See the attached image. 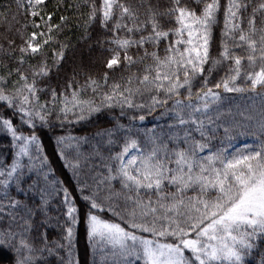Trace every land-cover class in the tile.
Here are the masks:
<instances>
[{
    "label": "snow or ice",
    "instance_id": "1",
    "mask_svg": "<svg viewBox=\"0 0 264 264\" xmlns=\"http://www.w3.org/2000/svg\"><path fill=\"white\" fill-rule=\"evenodd\" d=\"M21 10L45 30L15 27ZM68 11L88 39L102 30L97 43L111 54L102 72L83 60L65 66L69 45L58 37L73 18L52 21ZM0 29V250L13 264L52 255L73 264L81 222L112 264H264V115L255 134L218 123L222 92L264 98V0H56L52 11L46 0H10ZM133 65L141 67L109 82ZM116 108L109 126L72 135L69 126ZM150 115L164 123L144 127ZM238 129L255 140L236 145ZM48 133L87 204L82 218L44 151ZM54 200L63 220L50 214ZM53 226L59 237L49 239Z\"/></svg>",
    "mask_w": 264,
    "mask_h": 264
},
{
    "label": "trees",
    "instance_id": "2",
    "mask_svg": "<svg viewBox=\"0 0 264 264\" xmlns=\"http://www.w3.org/2000/svg\"><path fill=\"white\" fill-rule=\"evenodd\" d=\"M10 2V0H0V4H6ZM26 2V0H25ZM56 0H46V10L52 11L53 6ZM67 2V0H66ZM99 3V0H97ZM153 4L157 3V0H151ZM161 5H167L170 3V0H159ZM187 2V0H185ZM12 11L16 12L15 3L12 4ZM71 15L73 18V25L70 30L65 29L64 33L58 37L60 42L67 43L69 45L66 51V62L65 66L73 61L79 62L83 60L85 65L91 66L95 73L102 72L103 70V62L105 58H110V53L106 51L107 45L97 43V38L102 36V30L96 26L93 29L89 30L91 39H88L84 29L75 27V15L71 11L68 12H60L53 17V23H59V15ZM17 20H19L18 24H15V27L21 28L22 25L27 24L28 27L26 29V33L30 34L32 31L36 30H45L43 28V24L41 23V29H33L31 27V22L36 20L39 22V17H31L29 15L23 14L21 10V14L17 15ZM2 30V29H0ZM24 30V29H22ZM39 38V37H38ZM215 38L217 43L214 45V50H218V41H219V28L215 30ZM58 47V45H55ZM151 50V49H150ZM45 51L49 52V56H51L50 49H45ZM130 54L135 56L137 54L136 49H131ZM160 55L163 56V45L161 46ZM95 62L94 64L91 62ZM140 65H133L131 69H120L117 72L110 73V83L112 82V78L119 79L120 76H128L131 73L137 72L140 68ZM219 78V77H217ZM223 99L219 103V110L223 113L220 121L218 123H231L234 120L239 121L245 124H250L251 127L247 129L248 132L255 134L257 129L255 127L256 121H258L262 115H264V98L256 95L253 92H245V93H223ZM217 106L213 105L215 109ZM241 113L243 115H241ZM119 114V108H116L109 113L107 110L94 116L91 120L69 126V129L72 135L83 136L85 134L91 135L98 128L109 126V117L110 115ZM210 115H215V112L209 113ZM247 117H251V120H247ZM127 123V121H123ZM164 123V121H156L153 116H148L145 121L144 127H151L154 123ZM240 131H244V129H238L236 133V140L240 145L241 141L246 140V143H252L255 140V135H239ZM57 134H60L59 131ZM219 135H223V129L220 130ZM97 140L92 141V143H97ZM44 143V151L47 153L51 167L55 170L56 175L64 181L65 185L69 188L70 192H72L73 196L76 197V206L79 209V214L81 218L83 217L84 212L87 210V204L79 199L78 194L75 189V180L72 176V172L70 169L66 168L65 161L61 159L60 152L56 145L55 136L52 133H48L43 136ZM82 150L87 152L90 151V147L88 144L82 145ZM69 158L74 157L75 153L72 150L66 152ZM98 163V161H96ZM102 170V169H101ZM84 172H87V167L83 169ZM91 183V180H89ZM119 187V185H116ZM154 198V197H153ZM58 204V200L53 201V206H50V214L53 217L59 215L61 220L64 219L63 215H61L55 208ZM102 218L107 219L108 216L99 213ZM55 225V221H53ZM48 236L49 239L53 237H59V230L57 227L53 226L48 228ZM63 242V241H62ZM47 256V253H44ZM59 256L64 257L66 261L68 259L67 253L64 250H59ZM72 262L73 264H112V257L110 255V251L106 249L103 245L99 244L98 241L89 242L86 233L84 223H79L74 229V236L72 241ZM0 264H13V256L12 253L6 248L0 250ZM38 264H62L61 260L57 257V255H52L47 258L46 261H39ZM247 264H255V257H250L247 261Z\"/></svg>",
    "mask_w": 264,
    "mask_h": 264
},
{
    "label": "rangeland",
    "instance_id": "3",
    "mask_svg": "<svg viewBox=\"0 0 264 264\" xmlns=\"http://www.w3.org/2000/svg\"><path fill=\"white\" fill-rule=\"evenodd\" d=\"M247 142V139L246 140H243V141H241V144L242 143H246ZM235 144H239L238 142H235Z\"/></svg>",
    "mask_w": 264,
    "mask_h": 264
}]
</instances>
